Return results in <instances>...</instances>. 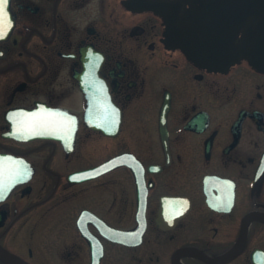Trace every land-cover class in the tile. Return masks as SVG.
Segmentation results:
<instances>
[{"label":"flooded vegetation","instance_id":"1","mask_svg":"<svg viewBox=\"0 0 264 264\" xmlns=\"http://www.w3.org/2000/svg\"><path fill=\"white\" fill-rule=\"evenodd\" d=\"M214 8L9 0L0 166L17 175L0 192V264H264V70L248 55L219 69L239 49L201 36L194 18ZM35 112L71 130L14 134Z\"/></svg>","mask_w":264,"mask_h":264},{"label":"water","instance_id":"2","mask_svg":"<svg viewBox=\"0 0 264 264\" xmlns=\"http://www.w3.org/2000/svg\"><path fill=\"white\" fill-rule=\"evenodd\" d=\"M187 2L194 3L195 0H186ZM201 1V4H204V6L207 3H213L216 4V8L209 9V10H203L202 16L199 17L196 16L195 20H200L201 25H199L201 31V36L205 37V35H215L219 38H225L230 37L231 41L233 43V46L235 48H238V52L233 54H228L225 59H223L221 56L219 58L212 59H218V65L219 69H222L223 67L237 61L240 57H245L248 55L251 62L254 63V65L258 66L260 69L264 70V58L261 59L258 58V56H253L251 54V50L255 53V43H257L259 36L262 37L261 42L264 44V6L263 4H260V1H250V0H236L234 8H229L228 5L230 4L231 0H199ZM9 2V0H8ZM243 3H256L255 7H246L242 6ZM162 14H166V12H161ZM197 18V19H196ZM249 25H253L256 30L249 33V28L247 27ZM261 26V29L258 30V28ZM258 27V28H256ZM258 30V31H257ZM242 32V36L240 38V42L236 45L235 39L238 38L239 32ZM249 33V34H248ZM194 35V34H193ZM192 34H189L186 32L185 37H190ZM256 36V40H255ZM186 42H190V39L185 38ZM204 51V50H203ZM202 51V52H203ZM262 53L264 54V49H262ZM205 53L203 52V55ZM205 58V57H204ZM223 59V60H222ZM217 60V61H218ZM223 61L225 62V65H223ZM169 109V106L167 103H164L161 110V126L162 131H166V115L167 111ZM207 113L200 112L196 115L198 116H204L206 117ZM196 119L195 117L190 121L191 123L194 122ZM207 122V121H206ZM205 122V123H206ZM9 254V253H8ZM11 258H14V255L9 254ZM18 262V259H16ZM19 264V262H18Z\"/></svg>","mask_w":264,"mask_h":264},{"label":"snow or ice","instance_id":"3","mask_svg":"<svg viewBox=\"0 0 264 264\" xmlns=\"http://www.w3.org/2000/svg\"><path fill=\"white\" fill-rule=\"evenodd\" d=\"M7 4L8 0H0V39L7 34L6 29L10 26L6 12ZM55 116L56 114L52 112H48L47 114L35 112L23 115L22 118L16 121V133L14 134L28 132L36 135L43 134V131L57 132L71 130L70 126L66 128L62 121L54 118ZM16 175L17 173L13 169L6 170L3 166H0V192H3L6 187L10 186V182H14ZM73 178L75 179V177Z\"/></svg>","mask_w":264,"mask_h":264},{"label":"rangeland","instance_id":"4","mask_svg":"<svg viewBox=\"0 0 264 264\" xmlns=\"http://www.w3.org/2000/svg\"><path fill=\"white\" fill-rule=\"evenodd\" d=\"M228 80L227 78H221L219 81V99L230 98L231 91L228 90ZM219 117V116H218Z\"/></svg>","mask_w":264,"mask_h":264}]
</instances>
